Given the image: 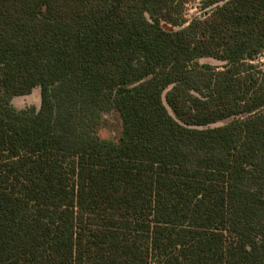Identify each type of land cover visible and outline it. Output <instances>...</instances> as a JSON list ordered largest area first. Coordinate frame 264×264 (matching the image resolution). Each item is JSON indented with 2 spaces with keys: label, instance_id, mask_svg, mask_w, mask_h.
<instances>
[{
  "label": "trees",
  "instance_id": "1",
  "mask_svg": "<svg viewBox=\"0 0 264 264\" xmlns=\"http://www.w3.org/2000/svg\"><path fill=\"white\" fill-rule=\"evenodd\" d=\"M191 1L0 0V264H264V0Z\"/></svg>",
  "mask_w": 264,
  "mask_h": 264
},
{
  "label": "rangeland",
  "instance_id": "2",
  "mask_svg": "<svg viewBox=\"0 0 264 264\" xmlns=\"http://www.w3.org/2000/svg\"><path fill=\"white\" fill-rule=\"evenodd\" d=\"M202 15V11L199 9V0H194L191 2H188L185 6V18L187 20H190L194 16H200ZM201 62H209L212 64H220V61L214 59V58H202L200 59ZM256 63L260 64L264 67V52L259 55ZM41 101L40 96V88L35 87L32 89L31 93L26 95H17L13 96L11 99V103L14 107L20 109L28 106H34L35 108H39ZM108 129L112 134L117 137L118 133L117 130L120 126V120L117 116V114L114 111H111L110 113L105 114ZM228 120L220 121L216 124H221L224 122H227Z\"/></svg>",
  "mask_w": 264,
  "mask_h": 264
}]
</instances>
